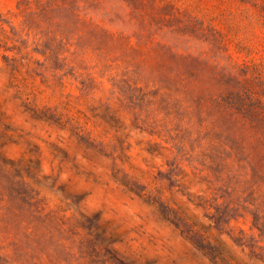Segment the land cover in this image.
<instances>
[{"label": "rangeland", "instance_id": "374dc122", "mask_svg": "<svg viewBox=\"0 0 264 264\" xmlns=\"http://www.w3.org/2000/svg\"><path fill=\"white\" fill-rule=\"evenodd\" d=\"M240 150L264 0H0V264H264Z\"/></svg>", "mask_w": 264, "mask_h": 264}, {"label": "trees", "instance_id": "16d2710c", "mask_svg": "<svg viewBox=\"0 0 264 264\" xmlns=\"http://www.w3.org/2000/svg\"><path fill=\"white\" fill-rule=\"evenodd\" d=\"M235 156L249 166L251 178L264 182V156H256L253 152L245 150H240ZM257 227L262 231L259 223Z\"/></svg>", "mask_w": 264, "mask_h": 264}]
</instances>
